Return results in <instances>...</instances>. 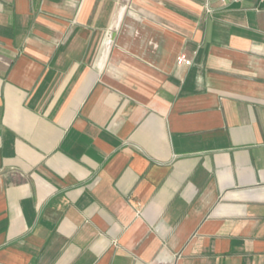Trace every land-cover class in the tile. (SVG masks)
Here are the masks:
<instances>
[{
  "label": "crops",
  "instance_id": "crops-1",
  "mask_svg": "<svg viewBox=\"0 0 264 264\" xmlns=\"http://www.w3.org/2000/svg\"><path fill=\"white\" fill-rule=\"evenodd\" d=\"M0 264H264V0H0Z\"/></svg>",
  "mask_w": 264,
  "mask_h": 264
},
{
  "label": "built area",
  "instance_id": "built-area-1",
  "mask_svg": "<svg viewBox=\"0 0 264 264\" xmlns=\"http://www.w3.org/2000/svg\"><path fill=\"white\" fill-rule=\"evenodd\" d=\"M223 4H226L227 3V0H220ZM209 8V7H208ZM178 63L179 64H185V65H190L192 64V58H189L186 54H181L179 57H178Z\"/></svg>",
  "mask_w": 264,
  "mask_h": 264
}]
</instances>
